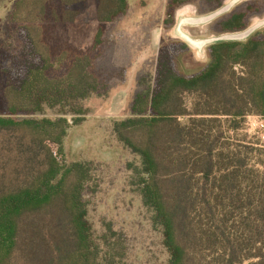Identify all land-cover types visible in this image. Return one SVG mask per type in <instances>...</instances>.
Masks as SVG:
<instances>
[{
  "label": "trees",
  "instance_id": "16d2710c",
  "mask_svg": "<svg viewBox=\"0 0 264 264\" xmlns=\"http://www.w3.org/2000/svg\"><path fill=\"white\" fill-rule=\"evenodd\" d=\"M197 1L168 0L164 30ZM226 1L206 0L211 11ZM130 11L129 0L13 1L6 23L25 52L10 66L0 42V264L130 263L129 235L105 219L99 232L90 219L97 165L68 164L64 153L84 103L125 81L130 60L109 54ZM263 15L264 0L249 1L214 31L243 32ZM178 49L164 45L154 84L139 80L130 116L113 126L140 159L128 186L161 233L167 264H264V158L251 164L230 136L247 116L264 117V30L212 44L210 63L189 75ZM260 146L251 152L264 157Z\"/></svg>",
  "mask_w": 264,
  "mask_h": 264
},
{
  "label": "rangeland",
  "instance_id": "374dc122",
  "mask_svg": "<svg viewBox=\"0 0 264 264\" xmlns=\"http://www.w3.org/2000/svg\"><path fill=\"white\" fill-rule=\"evenodd\" d=\"M13 1L0 2V42L11 50L10 66L23 61L25 52L24 41L6 23ZM249 1L253 0H227L222 8L211 11L206 0H198L180 8L176 14V25L164 30L162 24L168 0H129L130 13L114 27L112 38L116 44L111 47L114 51L109 55L118 64L125 61L126 57L131 66L125 81L118 83L108 96L95 95L84 103L87 115L79 126H72L69 130L64 142V153L68 164L85 161L97 165V183L102 185L100 193L90 199L89 216L99 232L105 219L113 221L129 235L132 248L129 264H167L168 255L162 244L161 233L150 222L151 214L144 210L140 197L132 193L128 186L132 177L129 166H137L140 159L117 140L113 126L115 122L130 116L139 80L154 84L157 61L165 44L178 46V51L182 52L179 72L189 75L210 63L209 48L212 44L246 41L256 32L263 31L264 15L251 19L249 28L243 32L217 34L214 31L215 24L242 9ZM227 6H230L229 9L223 12ZM250 30H253L251 34L248 33ZM122 44L125 45V49H121L123 53L119 51V45ZM169 47L172 50L175 48L174 45ZM191 99L186 96L189 106ZM55 116L52 110L45 113L47 118L53 119ZM180 120L186 122V118ZM243 125V130L230 136L235 146L252 153L251 164L255 165L258 158H264L259 152H251V149L256 150L261 147L260 144H264L259 142L264 133V117L249 115ZM257 167L262 168L258 164Z\"/></svg>",
  "mask_w": 264,
  "mask_h": 264
},
{
  "label": "flooded vegetation",
  "instance_id": "af4514ba",
  "mask_svg": "<svg viewBox=\"0 0 264 264\" xmlns=\"http://www.w3.org/2000/svg\"><path fill=\"white\" fill-rule=\"evenodd\" d=\"M229 7H230V6H229ZM229 7L227 6V7L223 10V12H224V11H227V10L229 9ZM191 41H192V40H191Z\"/></svg>",
  "mask_w": 264,
  "mask_h": 264
},
{
  "label": "bare ground",
  "instance_id": "6f19581e",
  "mask_svg": "<svg viewBox=\"0 0 264 264\" xmlns=\"http://www.w3.org/2000/svg\"><path fill=\"white\" fill-rule=\"evenodd\" d=\"M223 13V12H222ZM253 31V30H252ZM189 42H191L192 44H194L195 42H193V41H191V40H189Z\"/></svg>",
  "mask_w": 264,
  "mask_h": 264
},
{
  "label": "built area",
  "instance_id": "2783aa9c",
  "mask_svg": "<svg viewBox=\"0 0 264 264\" xmlns=\"http://www.w3.org/2000/svg\"><path fill=\"white\" fill-rule=\"evenodd\" d=\"M262 139L264 140V133L261 135Z\"/></svg>",
  "mask_w": 264,
  "mask_h": 264
},
{
  "label": "water",
  "instance_id": "95a60500",
  "mask_svg": "<svg viewBox=\"0 0 264 264\" xmlns=\"http://www.w3.org/2000/svg\"><path fill=\"white\" fill-rule=\"evenodd\" d=\"M252 32H253V31H252V30H250L248 33H249V34H251Z\"/></svg>",
  "mask_w": 264,
  "mask_h": 264
}]
</instances>
